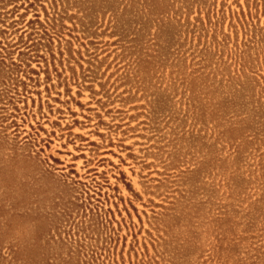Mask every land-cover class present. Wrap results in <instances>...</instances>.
<instances>
[{
    "label": "rangeland",
    "instance_id": "obj_1",
    "mask_svg": "<svg viewBox=\"0 0 264 264\" xmlns=\"http://www.w3.org/2000/svg\"><path fill=\"white\" fill-rule=\"evenodd\" d=\"M0 264H264V0H0Z\"/></svg>",
    "mask_w": 264,
    "mask_h": 264
},
{
    "label": "trees",
    "instance_id": "obj_2",
    "mask_svg": "<svg viewBox=\"0 0 264 264\" xmlns=\"http://www.w3.org/2000/svg\"><path fill=\"white\" fill-rule=\"evenodd\" d=\"M32 6V4H30ZM56 20L52 19V26L50 27L51 31L54 29ZM33 23V22H32Z\"/></svg>",
    "mask_w": 264,
    "mask_h": 264
}]
</instances>
